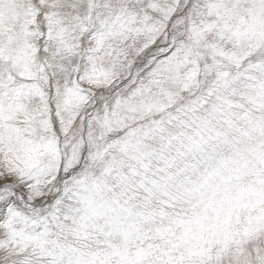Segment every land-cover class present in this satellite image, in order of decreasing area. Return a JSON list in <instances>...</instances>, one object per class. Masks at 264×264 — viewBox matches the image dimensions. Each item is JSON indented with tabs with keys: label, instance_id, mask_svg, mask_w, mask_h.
<instances>
[{
	"label": "snow or ice",
	"instance_id": "snow-or-ice-1",
	"mask_svg": "<svg viewBox=\"0 0 264 264\" xmlns=\"http://www.w3.org/2000/svg\"><path fill=\"white\" fill-rule=\"evenodd\" d=\"M0 264H264V0H0Z\"/></svg>",
	"mask_w": 264,
	"mask_h": 264
}]
</instances>
